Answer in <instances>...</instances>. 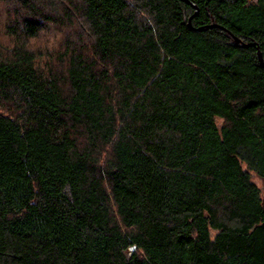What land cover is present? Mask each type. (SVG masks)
Returning a JSON list of instances; mask_svg holds the SVG:
<instances>
[{"label": "trees", "instance_id": "1", "mask_svg": "<svg viewBox=\"0 0 264 264\" xmlns=\"http://www.w3.org/2000/svg\"><path fill=\"white\" fill-rule=\"evenodd\" d=\"M253 174L264 0H0V264H264Z\"/></svg>", "mask_w": 264, "mask_h": 264}, {"label": "rangeland", "instance_id": "2", "mask_svg": "<svg viewBox=\"0 0 264 264\" xmlns=\"http://www.w3.org/2000/svg\"><path fill=\"white\" fill-rule=\"evenodd\" d=\"M252 180L255 182V184L259 187L261 194L264 195V181L253 174ZM212 236L214 235V232L211 233Z\"/></svg>", "mask_w": 264, "mask_h": 264}, {"label": "water", "instance_id": "3", "mask_svg": "<svg viewBox=\"0 0 264 264\" xmlns=\"http://www.w3.org/2000/svg\"><path fill=\"white\" fill-rule=\"evenodd\" d=\"M235 39V41L237 42V43H239V41L236 39V38H234ZM257 55H258V59L260 60V62L262 63V56H261V53L258 51V53H257Z\"/></svg>", "mask_w": 264, "mask_h": 264}]
</instances>
